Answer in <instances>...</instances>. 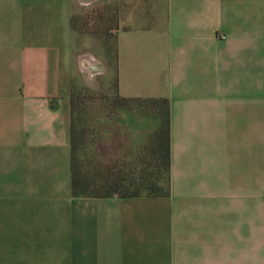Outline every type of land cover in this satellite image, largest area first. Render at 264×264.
Returning <instances> with one entry per match:
<instances>
[{
	"label": "crops",
	"instance_id": "obj_1",
	"mask_svg": "<svg viewBox=\"0 0 264 264\" xmlns=\"http://www.w3.org/2000/svg\"><path fill=\"white\" fill-rule=\"evenodd\" d=\"M111 31L118 93L168 103L162 197L71 193L70 82ZM254 182L264 264V0H0V264H253Z\"/></svg>",
	"mask_w": 264,
	"mask_h": 264
},
{
	"label": "trees",
	"instance_id": "obj_2",
	"mask_svg": "<svg viewBox=\"0 0 264 264\" xmlns=\"http://www.w3.org/2000/svg\"><path fill=\"white\" fill-rule=\"evenodd\" d=\"M73 24V20H72ZM115 50V49H114ZM114 72V97L107 100L101 97L100 106L111 110H132L157 120L154 131L147 133L137 147L131 160L124 152L121 160L111 162L105 159V152L87 163L80 153L88 142L87 120L88 100L78 89L74 76L70 82V172L71 193L73 196L122 198L162 197L168 194L167 172L170 167L169 110L163 97L139 98L124 97L117 91V54L105 62ZM86 91H90L86 88ZM136 104V106L134 105ZM117 162H121L118 164Z\"/></svg>",
	"mask_w": 264,
	"mask_h": 264
},
{
	"label": "rangeland",
	"instance_id": "obj_3",
	"mask_svg": "<svg viewBox=\"0 0 264 264\" xmlns=\"http://www.w3.org/2000/svg\"><path fill=\"white\" fill-rule=\"evenodd\" d=\"M92 20L93 17L90 18V22ZM89 27L92 26L89 25ZM85 43L86 47L91 49V52H89L94 56L93 58L99 61L98 66H103V70L99 72L89 71V67L85 63L84 68L81 67L74 74L75 84L78 89L84 92L83 96L85 100H88L89 105L87 110L89 137L87 144L80 153L81 158L87 163L88 160L93 161L95 157L97 158L104 151L106 153L104 158L109 159L111 162L121 160L124 152L128 153L127 160H131V154L136 152L137 147L143 141L144 135L154 131L157 127V120L132 110L117 109L116 111H110L107 107L100 106L99 98L105 97L106 101H109L114 97V72L112 69H108L105 64L106 60L111 59L115 53L114 31H111L107 37L100 38L97 36L93 40H86ZM86 88L90 91H86ZM134 105L136 106V104ZM117 163L120 164L121 162ZM252 192L253 200L251 205L247 206L245 215L250 225L248 229H250L253 243V264H261L260 234L262 217L260 201L257 198L258 183L254 182L252 184ZM238 216H244V213ZM227 227H222L219 233L217 232V238L219 236V240L221 239V255L224 254V256L230 254L232 249L230 243L234 239V236L231 235L232 231ZM206 233L208 232L206 231ZM238 256L240 257L239 249ZM222 264H232V262L227 259ZM236 264L242 263L237 259Z\"/></svg>",
	"mask_w": 264,
	"mask_h": 264
},
{
	"label": "built area",
	"instance_id": "obj_4",
	"mask_svg": "<svg viewBox=\"0 0 264 264\" xmlns=\"http://www.w3.org/2000/svg\"><path fill=\"white\" fill-rule=\"evenodd\" d=\"M85 63H86L87 66L89 67V71H90L91 69H92V71H94L93 68H95L96 65L98 66L97 62H94L93 64H91V63L88 62V60H87L85 57H83L82 60H81V62H80V67L84 68L83 66L85 65ZM88 67H87V68H88ZM87 70H88V69H87ZM95 72H96V71H95Z\"/></svg>",
	"mask_w": 264,
	"mask_h": 264
},
{
	"label": "bare ground",
	"instance_id": "obj_5",
	"mask_svg": "<svg viewBox=\"0 0 264 264\" xmlns=\"http://www.w3.org/2000/svg\"><path fill=\"white\" fill-rule=\"evenodd\" d=\"M87 56V55H86ZM87 60H91V61H93L94 59L93 58H91L90 56H87V57H85Z\"/></svg>",
	"mask_w": 264,
	"mask_h": 264
}]
</instances>
